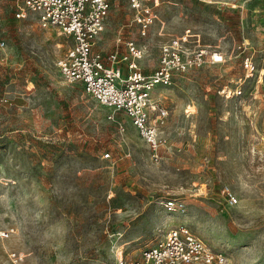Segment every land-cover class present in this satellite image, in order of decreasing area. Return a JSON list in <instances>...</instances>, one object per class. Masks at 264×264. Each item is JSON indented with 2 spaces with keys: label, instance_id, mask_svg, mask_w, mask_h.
Returning a JSON list of instances; mask_svg holds the SVG:
<instances>
[{
  "label": "rangeland",
  "instance_id": "1",
  "mask_svg": "<svg viewBox=\"0 0 264 264\" xmlns=\"http://www.w3.org/2000/svg\"><path fill=\"white\" fill-rule=\"evenodd\" d=\"M109 1L105 57L121 31L152 72L162 45L191 28L220 61L155 88L169 115L154 160L124 112L120 132L113 108L60 73L66 37L0 0V227L15 228L0 238V264H120L181 224L229 264H264V0H168L145 36L129 0ZM171 196L182 207L169 210Z\"/></svg>",
  "mask_w": 264,
  "mask_h": 264
},
{
  "label": "built area",
  "instance_id": "2",
  "mask_svg": "<svg viewBox=\"0 0 264 264\" xmlns=\"http://www.w3.org/2000/svg\"><path fill=\"white\" fill-rule=\"evenodd\" d=\"M17 7L16 16L26 17L32 13L40 24L50 27L66 37L67 47L57 60L60 73L70 84L81 83L86 93L100 104L113 108L108 118L117 124L120 132L124 123L115 116L124 112L137 128L139 135L150 149L151 158L160 157V148L165 143L162 127L166 124L169 110L154 94L158 85H170L176 75L202 66L207 58L220 61L216 53L209 54L208 48L200 44V35L187 29L186 32L166 42L161 47L160 62L152 72L140 66L143 48L134 40H125L121 31L115 38L116 47L107 56L96 48L110 11L109 0H13ZM163 0H129L133 22L138 34L145 36L159 19V7ZM195 43L194 47L189 42ZM69 40L71 42L69 43ZM125 44L127 51L119 50ZM5 41L0 35V47ZM246 68L252 72L255 65L251 58L245 59ZM105 158L110 153L104 154ZM6 183L15 184L13 178H4ZM230 204L238 202V196L226 185L222 190ZM171 196L165 205L177 210L182 202ZM15 233L14 226L0 227V238H9ZM17 261L21 254L13 252ZM120 264H229L227 254L217 250L196 235L185 224L170 227L163 237L149 244L139 259L124 260Z\"/></svg>",
  "mask_w": 264,
  "mask_h": 264
},
{
  "label": "crops",
  "instance_id": "3",
  "mask_svg": "<svg viewBox=\"0 0 264 264\" xmlns=\"http://www.w3.org/2000/svg\"><path fill=\"white\" fill-rule=\"evenodd\" d=\"M167 1H168V0H163V2L161 3V6L159 7V18H160V13H161V7H162V5H163L164 3H166ZM110 4H111V3H110ZM129 7H130V6H129ZM110 8H111V5H110ZM109 14H110V11H109ZM108 17H109V16H108ZM107 20H108V19H107ZM106 24H107V22H106ZM187 29H190V30H191V28H186L185 31H184V33L186 32ZM161 32H162V31H161ZM191 32H192V31H191ZM184 33H183V34H184ZM193 33L201 35L199 32H193ZM183 34H182V35H183ZM191 42H193L192 39H191V41H190L189 43H191ZM189 43H188V44H189ZM146 72H147V71H146Z\"/></svg>",
  "mask_w": 264,
  "mask_h": 264
},
{
  "label": "bare ground",
  "instance_id": "4",
  "mask_svg": "<svg viewBox=\"0 0 264 264\" xmlns=\"http://www.w3.org/2000/svg\"><path fill=\"white\" fill-rule=\"evenodd\" d=\"M216 56H217V54H216Z\"/></svg>",
  "mask_w": 264,
  "mask_h": 264
}]
</instances>
